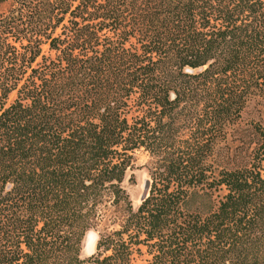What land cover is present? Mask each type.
<instances>
[{
    "label": "trees",
    "instance_id": "16d2710c",
    "mask_svg": "<svg viewBox=\"0 0 264 264\" xmlns=\"http://www.w3.org/2000/svg\"><path fill=\"white\" fill-rule=\"evenodd\" d=\"M4 1L0 264H264V128L246 166L213 162L264 100V0ZM139 149L149 186L133 208ZM199 187L224 192L205 215L186 209ZM110 207L119 228L81 258Z\"/></svg>",
    "mask_w": 264,
    "mask_h": 264
},
{
    "label": "rangeland",
    "instance_id": "374dc122",
    "mask_svg": "<svg viewBox=\"0 0 264 264\" xmlns=\"http://www.w3.org/2000/svg\"><path fill=\"white\" fill-rule=\"evenodd\" d=\"M7 6V1L0 0V12L5 11ZM42 50L46 55L49 53L47 45L42 46ZM186 71L194 72L195 70ZM14 98L15 94L12 93L7 103L12 102ZM258 126L264 128V100L258 95H253L246 102L238 121L228 130L225 139L220 140L215 146L213 162L217 170L242 168L250 162L251 151L258 136L256 131ZM149 165L150 156L148 153L143 149L136 150L131 168L127 170L126 180L123 183L133 208L140 204L146 184L149 182ZM130 176L133 177L132 181H128ZM223 193V191L210 192L204 188H195L188 196L186 209L205 215L215 208ZM123 214V209L113 207L103 211V216L96 227L89 230L84 236L81 258L95 253L96 242L100 234H106L119 228ZM86 236H88L87 243ZM146 260L147 256L135 253L133 264H148Z\"/></svg>",
    "mask_w": 264,
    "mask_h": 264
},
{
    "label": "bare ground",
    "instance_id": "6f19581e",
    "mask_svg": "<svg viewBox=\"0 0 264 264\" xmlns=\"http://www.w3.org/2000/svg\"><path fill=\"white\" fill-rule=\"evenodd\" d=\"M148 186H149V182L146 184V188H145V192H144V194H143V196L141 197V201H142V198H144V195L146 194V192H147V190H148ZM87 238H86V243H87V241H88V236H86ZM85 240V239H84ZM82 254H83V252H82Z\"/></svg>",
    "mask_w": 264,
    "mask_h": 264
},
{
    "label": "water",
    "instance_id": "95a60500",
    "mask_svg": "<svg viewBox=\"0 0 264 264\" xmlns=\"http://www.w3.org/2000/svg\"><path fill=\"white\" fill-rule=\"evenodd\" d=\"M147 193H148V190H147V192H146V194L144 195V197H146L147 196ZM144 198H142V200H143ZM141 203V202H140Z\"/></svg>",
    "mask_w": 264,
    "mask_h": 264
}]
</instances>
